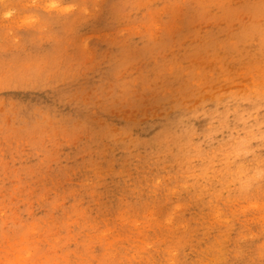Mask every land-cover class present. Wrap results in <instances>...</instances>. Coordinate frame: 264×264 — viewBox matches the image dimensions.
Listing matches in <instances>:
<instances>
[{"label": "rangeland", "instance_id": "1", "mask_svg": "<svg viewBox=\"0 0 264 264\" xmlns=\"http://www.w3.org/2000/svg\"><path fill=\"white\" fill-rule=\"evenodd\" d=\"M0 264H264V0H0Z\"/></svg>", "mask_w": 264, "mask_h": 264}, {"label": "clouds", "instance_id": "2", "mask_svg": "<svg viewBox=\"0 0 264 264\" xmlns=\"http://www.w3.org/2000/svg\"><path fill=\"white\" fill-rule=\"evenodd\" d=\"M12 15H13V12H12V11H5V12L3 13L4 18L11 17Z\"/></svg>", "mask_w": 264, "mask_h": 264}]
</instances>
